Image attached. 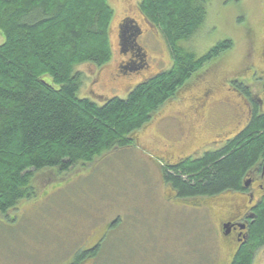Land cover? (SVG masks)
Returning <instances> with one entry per match:
<instances>
[{
  "label": "rangeland",
  "instance_id": "374dc122",
  "mask_svg": "<svg viewBox=\"0 0 264 264\" xmlns=\"http://www.w3.org/2000/svg\"><path fill=\"white\" fill-rule=\"evenodd\" d=\"M139 2L109 0L114 11L112 57L100 70L91 64L76 67V73H82L80 98L98 104L115 97L126 99L140 83L172 67L163 34L151 25L149 30L138 11ZM127 18L147 29L139 40L142 50L133 58L136 63L147 61L149 67L128 65L127 53H122L120 26ZM224 40L233 41L234 48L194 74L144 128L130 135L131 146L116 147L69 172L35 173L34 193L0 214V264H70L76 254L96 246L97 256L82 264H230L234 246L221 236L219 214L234 213L236 195L199 198L196 205L183 203L173 197L162 175L166 158L200 156L202 150L216 146L205 142L232 137L246 126L247 109L253 108L249 98L246 107L237 97L243 96L240 85L252 88V99L263 98L260 72L264 66L252 58L259 73L251 71L237 83L233 79L229 84L225 77L220 80L225 83L209 118L211 131L222 129L224 135L203 132L198 142L184 140L189 146L182 145L180 137L186 135L204 80H212L217 70L219 76L243 71L247 54L256 56L262 50L264 0H211L204 26L181 45L202 56ZM3 42L0 35V45ZM166 150L171 155L164 157ZM254 264H264V248L256 251Z\"/></svg>",
  "mask_w": 264,
  "mask_h": 264
},
{
  "label": "trees",
  "instance_id": "16d2710c",
  "mask_svg": "<svg viewBox=\"0 0 264 264\" xmlns=\"http://www.w3.org/2000/svg\"><path fill=\"white\" fill-rule=\"evenodd\" d=\"M210 1L140 0L139 13L163 34L173 65L126 99L98 104L79 97L82 73L75 69L91 64L100 70L111 60L109 0H0V214L34 193L35 173L69 172L116 147L131 146L130 135L194 74L234 48L233 41L224 40L197 56L181 45L204 26ZM240 87L253 108L246 126L221 148L163 165L164 183L181 202L196 205L199 198L242 190L263 165L264 101L252 99L248 85ZM256 212L230 264H254L256 251L264 248V205ZM98 251V246L81 251L70 264H82Z\"/></svg>",
  "mask_w": 264,
  "mask_h": 264
},
{
  "label": "flooded vegetation",
  "instance_id": "af4514ba",
  "mask_svg": "<svg viewBox=\"0 0 264 264\" xmlns=\"http://www.w3.org/2000/svg\"><path fill=\"white\" fill-rule=\"evenodd\" d=\"M123 21V20H122ZM148 24V23H147ZM139 25V24H137ZM140 29L134 28L132 33L134 37L131 39V42L128 45L127 49V55L128 62L130 66L135 65L137 69L140 67H149L148 62L146 61V66L144 63L141 61L136 63L133 56L136 52L142 50V45L139 43V40L141 37H143L144 31L147 29H143L139 25ZM151 26L148 24L149 30ZM142 30V31H141ZM146 54H144L145 56ZM133 58V59H132ZM256 59L258 65L263 64L264 66V43L262 50L256 54V56L250 57V52L246 56V61L247 65L244 67L243 71H235L232 74H226L224 76H219L218 70L216 71V74L214 78L210 81H205L201 84V92L200 94L196 97L195 101L197 104H195V108L190 116L191 121L190 123L187 124V129H186V135H182L180 137V141L182 145L184 146H189L194 140L197 141V137H199L203 132H206V135H216V137H220L224 135V131L222 129H212L211 131V126H210V113L212 112V107L218 103L217 95H219L220 89L224 85L225 81H227L230 84V80H233L235 83L239 82V79L241 76L248 74L251 71H257L256 64L254 63L253 59ZM217 66V65H215ZM220 68V67H219ZM259 73V72H258ZM262 78L261 80V85L262 88L260 89L261 92L263 93V83H264V71L263 68H261L260 72ZM230 75H232L230 77ZM234 76V77H233ZM222 77H225V81L220 82ZM233 77V78H232ZM242 84V83H241ZM240 97V101L242 105L248 106L246 103V98L244 96H237ZM248 101V100H247ZM221 102V101H220ZM251 114V109H247V115ZM181 121V120H180ZM208 133V134H207ZM237 133L235 132L232 135V138L236 135ZM231 137L225 138H220L219 140H212V142H205L206 144H215L216 147L221 148L223 147L228 140H230ZM222 139V140H221ZM187 140V142L185 141ZM198 142V141H197ZM204 143V145H205ZM193 144V143H192ZM197 144V143H196ZM195 146V145H194ZM167 154L171 155V152L166 150L165 156L167 157ZM187 156L181 155L176 159H167L166 162L168 163H173L177 162L183 158H186ZM231 194L236 195V198L239 199V201L234 205V213L231 216H226L225 214H219V222H220V233L221 236L225 238H229L228 240L231 241V243L234 246V252L237 251V247H239V244L242 243L244 240L247 238V233L249 230V227L251 223L255 221V216H256V210L259 206L264 205V162L261 167H258L256 170H254L248 177L247 180L243 186L242 190L238 191H231L229 193H225V195L231 196V198H234ZM231 211L229 209L228 213ZM234 238V239H233ZM233 257V256H232Z\"/></svg>",
  "mask_w": 264,
  "mask_h": 264
},
{
  "label": "water",
  "instance_id": "95a60500",
  "mask_svg": "<svg viewBox=\"0 0 264 264\" xmlns=\"http://www.w3.org/2000/svg\"><path fill=\"white\" fill-rule=\"evenodd\" d=\"M131 21L135 22L136 24V21L128 19V20H125L124 23H122V25L120 26V37L119 38H120V46H121L123 54L127 53L128 45L131 42V39L134 37L132 33L133 29L134 28L140 29L138 25L135 26L132 24L130 26ZM263 101H264V83H263Z\"/></svg>",
  "mask_w": 264,
  "mask_h": 264
}]
</instances>
